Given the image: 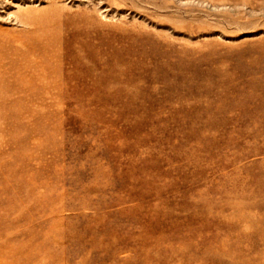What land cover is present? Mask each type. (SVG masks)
Returning a JSON list of instances; mask_svg holds the SVG:
<instances>
[{"label": "rangeland", "instance_id": "374dc122", "mask_svg": "<svg viewBox=\"0 0 264 264\" xmlns=\"http://www.w3.org/2000/svg\"><path fill=\"white\" fill-rule=\"evenodd\" d=\"M0 264H264V0H0Z\"/></svg>", "mask_w": 264, "mask_h": 264}]
</instances>
